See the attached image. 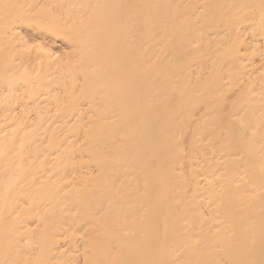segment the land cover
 Instances as JSON below:
<instances>
[{
	"label": "bare ground",
	"instance_id": "6f19581e",
	"mask_svg": "<svg viewBox=\"0 0 264 264\" xmlns=\"http://www.w3.org/2000/svg\"><path fill=\"white\" fill-rule=\"evenodd\" d=\"M0 264H264V0H0Z\"/></svg>",
	"mask_w": 264,
	"mask_h": 264
}]
</instances>
